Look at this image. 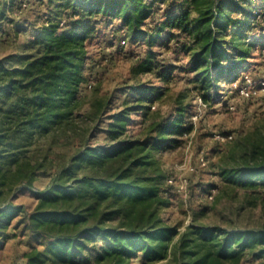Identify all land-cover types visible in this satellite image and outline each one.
<instances>
[{
    "label": "trees",
    "instance_id": "1",
    "mask_svg": "<svg viewBox=\"0 0 264 264\" xmlns=\"http://www.w3.org/2000/svg\"><path fill=\"white\" fill-rule=\"evenodd\" d=\"M16 1L0 8L1 23L7 5L13 8ZM168 1L38 0L43 24L33 31L29 55L0 61V253L12 238L4 230L22 216L17 226L31 240L25 264H155L172 252L178 264H245L264 256L261 143L251 149L252 159L223 170V189L215 202L232 190L242 191L245 202L259 209L262 227L228 231L200 224L202 209L181 234L162 217L171 196L158 156L181 147L193 129L182 103L157 117L150 106L161 89L140 85L116 92L124 96L123 105L111 114L113 95L89 103L82 96L89 81L86 41L101 23L113 20L132 34L133 42L148 37L154 45L163 35L168 42L186 38L188 70L196 74L193 89L207 106L213 90L239 79L251 52L244 38L255 19L242 4L255 0H172L166 21L149 36L150 18ZM24 5H18V14ZM136 68L137 73L155 71L151 54ZM176 70L163 64L155 74L168 84ZM134 116L149 119L136 134L130 129ZM97 132L104 140L94 145ZM60 133L78 139L73 155L52 154L54 139L43 153L34 148ZM47 169H53L50 181L34 191ZM27 191L36 199L29 212L10 199Z\"/></svg>",
    "mask_w": 264,
    "mask_h": 264
},
{
    "label": "rangeland",
    "instance_id": "2",
    "mask_svg": "<svg viewBox=\"0 0 264 264\" xmlns=\"http://www.w3.org/2000/svg\"><path fill=\"white\" fill-rule=\"evenodd\" d=\"M9 1L0 0L1 10ZM21 3L27 4V8L18 14L17 7ZM171 4L172 0H169L159 10L155 9L156 13L146 28L149 36L153 37L166 21L172 11ZM11 6L7 5V18L0 22V61L11 55H29L33 31L43 24L39 20L42 7L38 0H17L13 8ZM242 7L250 11L255 19L244 38L246 45L251 48L250 58L237 73L239 79L235 82L245 83L246 80L254 79L256 82L264 72V2L255 0L242 4ZM163 39L165 35L154 45L148 43V37L133 42L132 34L122 27L120 21L101 23L93 37L86 41L88 61L85 68L89 81L82 93L85 102L89 103L94 98L108 99L113 95V114L122 108L124 100V96L119 97L116 92L140 85L161 89L159 100L150 106V112L157 113V117H165L174 112L179 107L177 103L181 102L193 129L183 138L181 147L158 156L169 177L167 185L171 196V206L162 212L163 219L170 226H178L182 234L193 223L194 215L205 209L206 212L199 217L200 224L218 226L228 231L259 230L262 227L259 209L245 202L242 191L232 190L219 202L215 201L223 189V170L252 159L250 151L256 143L264 146V98L242 99L232 89L235 83L232 82L229 85L221 84L218 91L213 90L210 106L205 105L193 89L192 81L196 74L188 70L191 66L186 51L188 40L184 37L172 42ZM148 54L153 57L155 71H159L163 64L170 68L177 67L170 83L160 81L155 71L136 72V67ZM148 120V117L134 116L131 133H138L144 125L140 124ZM53 139L52 154L71 156L80 147L76 137L70 138L60 133L55 138L49 136L39 140L34 148L43 153L53 143ZM103 140V134L97 132L91 143L96 145ZM52 172L53 169L43 170L34 184V191H42L46 187ZM213 189L215 196L210 201L207 197ZM10 194L8 197L14 193ZM10 199L13 204L23 206L27 212L36 204L34 194L28 191L17 193ZM21 218L16 217L4 230L12 238L0 253V264H25L24 254L29 251L31 240L22 234L23 228L17 226ZM178 239L179 236L173 243L176 244ZM155 264H178L177 255L172 252L168 259ZM245 264H264V256L255 261L247 260Z\"/></svg>",
    "mask_w": 264,
    "mask_h": 264
},
{
    "label": "built area",
    "instance_id": "3",
    "mask_svg": "<svg viewBox=\"0 0 264 264\" xmlns=\"http://www.w3.org/2000/svg\"><path fill=\"white\" fill-rule=\"evenodd\" d=\"M235 92L238 93V95L242 99H255L258 97H263L264 98V72L260 79H258L255 82L254 80H246L245 83H233V88ZM231 109H234V106L230 107ZM186 137V136H185ZM217 138H220V136H217ZM231 138V137H229ZM215 196V190H211L208 194V200L212 201Z\"/></svg>",
    "mask_w": 264,
    "mask_h": 264
}]
</instances>
